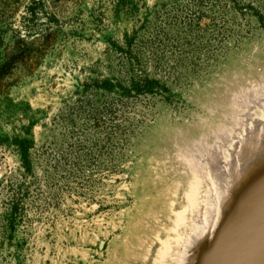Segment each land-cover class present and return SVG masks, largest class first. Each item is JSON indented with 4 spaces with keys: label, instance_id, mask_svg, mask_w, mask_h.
I'll use <instances>...</instances> for the list:
<instances>
[{
    "label": "rangeland",
    "instance_id": "obj_1",
    "mask_svg": "<svg viewBox=\"0 0 264 264\" xmlns=\"http://www.w3.org/2000/svg\"><path fill=\"white\" fill-rule=\"evenodd\" d=\"M263 121L264 0H0V264H182Z\"/></svg>",
    "mask_w": 264,
    "mask_h": 264
},
{
    "label": "bare ground",
    "instance_id": "obj_2",
    "mask_svg": "<svg viewBox=\"0 0 264 264\" xmlns=\"http://www.w3.org/2000/svg\"><path fill=\"white\" fill-rule=\"evenodd\" d=\"M259 120L257 119L258 122ZM235 161L228 175L224 172L226 162L219 160L217 163L216 169L221 171L219 184L224 190L231 188V191L216 194L212 207L210 209L206 207L199 215L196 228L194 227L195 234L187 228L185 238L180 237L179 241L185 239L189 247L182 264H211L214 259L218 260L223 255L215 249L218 239L249 227V222L255 220L259 209L263 207L264 121L259 126L252 127L241 140ZM199 185L200 179L196 181V190ZM204 218L206 223L203 222ZM178 219L183 221V214L180 213ZM234 242L240 243L237 240ZM255 243L257 241L253 244ZM246 256L249 257L245 254L244 261L247 259ZM259 259L260 264H264V254ZM176 260L179 261V257H176Z\"/></svg>",
    "mask_w": 264,
    "mask_h": 264
},
{
    "label": "water",
    "instance_id": "obj_3",
    "mask_svg": "<svg viewBox=\"0 0 264 264\" xmlns=\"http://www.w3.org/2000/svg\"><path fill=\"white\" fill-rule=\"evenodd\" d=\"M257 217L255 218L256 225L253 228L244 227L240 232H233L229 234L226 238L228 245L224 254L219 258V264H240V261L244 258V249L246 247L249 250L254 242L259 240L264 231V205L259 209ZM232 236V237H231ZM237 237L238 241L241 243L242 252H238V248L232 245L230 238L235 240ZM247 254V253H246ZM243 255V256H241ZM211 259V258H210ZM209 259V261H210ZM208 261V262H209Z\"/></svg>",
    "mask_w": 264,
    "mask_h": 264
},
{
    "label": "trees",
    "instance_id": "obj_4",
    "mask_svg": "<svg viewBox=\"0 0 264 264\" xmlns=\"http://www.w3.org/2000/svg\"><path fill=\"white\" fill-rule=\"evenodd\" d=\"M158 84L154 79L145 78L143 81L136 82L132 85L136 90L151 91Z\"/></svg>",
    "mask_w": 264,
    "mask_h": 264
}]
</instances>
